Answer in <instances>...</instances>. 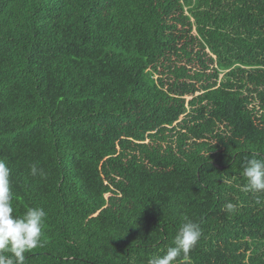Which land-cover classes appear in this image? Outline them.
<instances>
[{
    "label": "trees",
    "instance_id": "obj_1",
    "mask_svg": "<svg viewBox=\"0 0 264 264\" xmlns=\"http://www.w3.org/2000/svg\"><path fill=\"white\" fill-rule=\"evenodd\" d=\"M253 156L264 0H0V159L13 215L46 212L24 264H148L185 218L181 264H264Z\"/></svg>",
    "mask_w": 264,
    "mask_h": 264
},
{
    "label": "clouds",
    "instance_id": "obj_2",
    "mask_svg": "<svg viewBox=\"0 0 264 264\" xmlns=\"http://www.w3.org/2000/svg\"><path fill=\"white\" fill-rule=\"evenodd\" d=\"M10 173L6 161L0 159V264H24L25 253L42 246L46 212L43 208L32 207L23 216L13 215ZM30 173L33 176L38 174L35 165L31 166ZM243 175L246 179L244 191L264 193V156H253L247 160ZM257 203H260L259 196ZM235 207L230 202L224 205L229 212L234 211ZM201 235L200 225L185 218L174 237L173 246H169L163 255L152 257L148 264H181L190 261L189 253Z\"/></svg>",
    "mask_w": 264,
    "mask_h": 264
}]
</instances>
